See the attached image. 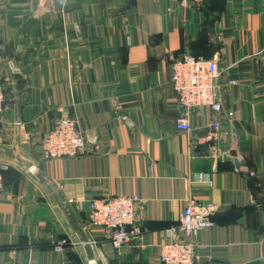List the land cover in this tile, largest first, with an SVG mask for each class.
<instances>
[{"label": "crops", "instance_id": "obj_1", "mask_svg": "<svg viewBox=\"0 0 264 264\" xmlns=\"http://www.w3.org/2000/svg\"><path fill=\"white\" fill-rule=\"evenodd\" d=\"M190 1L0 0L1 146L53 181L75 219L41 181L0 157V264H161L166 231L184 240L189 199L213 222L194 237L205 248L199 264H264V0ZM183 54L217 59L222 73V112L198 109L189 133L175 128L181 110L169 84ZM61 110L88 151L46 160L42 140ZM217 116L239 169L206 157L205 126ZM198 175L209 184L192 183ZM116 196L140 200L142 233L115 250L101 231H84L90 252L76 231L88 201Z\"/></svg>", "mask_w": 264, "mask_h": 264}, {"label": "built area", "instance_id": "obj_2", "mask_svg": "<svg viewBox=\"0 0 264 264\" xmlns=\"http://www.w3.org/2000/svg\"><path fill=\"white\" fill-rule=\"evenodd\" d=\"M42 1V0H39ZM200 0H191L197 4ZM188 4V0H182ZM221 53L223 51L221 50ZM217 59L196 57L183 54L171 65L169 84L173 88L177 105L181 112L176 118L175 128L179 132L191 131V118L201 108L221 113L218 97V80L221 75ZM233 84L234 81H230ZM7 110L2 87L0 85V146L4 143L1 131L2 117ZM221 118L217 116L206 126L210 135L206 157L218 162L232 159L230 148H226L223 138L227 133L220 131ZM86 139L77 121L66 110H61L51 129L42 140V157L46 160L77 158L87 153ZM5 169L3 166L1 168ZM0 174V192L2 191ZM192 183H208L199 175ZM140 200L136 196H116L92 199L88 201L84 231L99 230L109 240L112 248L122 249L136 240L142 233L136 223V213ZM264 207V205H263ZM213 222L207 213L200 210L194 200L189 199L179 219V231L184 240H171L173 228L166 231L167 241L161 245L159 260L161 264H199L204 247L195 243L194 237L205 229H210ZM65 240L54 242L55 250L63 252ZM210 260V258H208ZM208 260V261H209Z\"/></svg>", "mask_w": 264, "mask_h": 264}, {"label": "water", "instance_id": "obj_3", "mask_svg": "<svg viewBox=\"0 0 264 264\" xmlns=\"http://www.w3.org/2000/svg\"><path fill=\"white\" fill-rule=\"evenodd\" d=\"M232 142H233V151L236 152L237 147V140L235 135H232ZM22 148L25 152H28V146L22 145ZM235 154V153H234ZM0 157H4L10 160H13L14 162L20 164L30 175L36 177L39 181H41L44 186L49 190L51 195L55 197L54 199L57 201L58 205L63 210L64 214H66V217L71 223H75V219L73 218L72 212L70 208L67 206V204L64 202V200L61 197V194L57 188V185L53 183V181L49 180L45 176L40 175L39 170L28 160L23 158L21 155L18 154L16 148L8 149L6 147L0 146ZM235 168L239 169L240 166H242V161L239 160L238 155H234L232 158ZM77 234L80 236L81 242L83 243L84 247H87V249L91 252L92 251V244L88 240V238L85 236L84 230L82 226L76 227ZM88 262L90 264H94V259L89 258Z\"/></svg>", "mask_w": 264, "mask_h": 264}, {"label": "trees", "instance_id": "obj_4", "mask_svg": "<svg viewBox=\"0 0 264 264\" xmlns=\"http://www.w3.org/2000/svg\"><path fill=\"white\" fill-rule=\"evenodd\" d=\"M190 56H191V55H190ZM193 56H196V55H193ZM196 57H200V56H196ZM207 59H208V58H207ZM4 172H5L4 170H1V169H0V174L2 175V178H3V174H4Z\"/></svg>", "mask_w": 264, "mask_h": 264}]
</instances>
